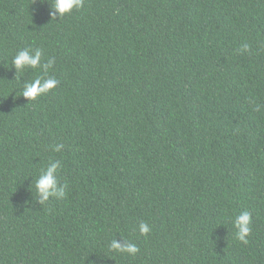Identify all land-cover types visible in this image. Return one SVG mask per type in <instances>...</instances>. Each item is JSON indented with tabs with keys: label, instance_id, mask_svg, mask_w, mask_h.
<instances>
[{
	"label": "trees",
	"instance_id": "obj_1",
	"mask_svg": "<svg viewBox=\"0 0 264 264\" xmlns=\"http://www.w3.org/2000/svg\"><path fill=\"white\" fill-rule=\"evenodd\" d=\"M49 13L0 0V264H264V0ZM36 48L53 67L17 73ZM38 76L59 83L30 102ZM53 161L66 196L40 205ZM244 210L248 243L233 227Z\"/></svg>",
	"mask_w": 264,
	"mask_h": 264
},
{
	"label": "clouds",
	"instance_id": "obj_2",
	"mask_svg": "<svg viewBox=\"0 0 264 264\" xmlns=\"http://www.w3.org/2000/svg\"><path fill=\"white\" fill-rule=\"evenodd\" d=\"M50 5V16L52 19L63 18L65 15L71 14L74 10H79L84 7L85 0H45ZM249 50V46L244 44L240 49L241 52ZM44 52L41 48L34 50L24 49L16 53L12 60V66L15 67L17 73L25 69H41L43 73H47L49 69L55 64L54 58H49L43 61ZM59 81L55 78H44L38 76L31 82H25L21 96L28 99L30 102L36 100L39 96L45 95L55 89ZM259 110V106L257 107ZM64 145L56 144L54 151L60 152ZM60 169V162L53 161L43 169L38 177L35 179V190L37 199L40 205H44L50 198L62 199L66 196L67 184H61L58 179V170ZM252 216L247 210L240 212L233 220V227L235 228L236 238L248 243L247 237L251 234ZM139 231L143 235H147L151 229L147 223L141 222L139 224ZM109 249L115 252L127 253L135 255L139 248L134 244L123 240V243L117 239L111 241Z\"/></svg>",
	"mask_w": 264,
	"mask_h": 264
}]
</instances>
